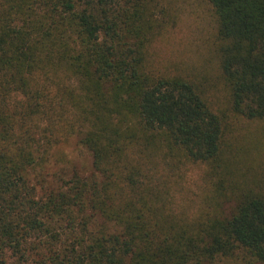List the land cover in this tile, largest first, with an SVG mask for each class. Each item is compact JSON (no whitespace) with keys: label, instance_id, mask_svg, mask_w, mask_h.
I'll list each match as a JSON object with an SVG mask.
<instances>
[{"label":"trees","instance_id":"obj_1","mask_svg":"<svg viewBox=\"0 0 264 264\" xmlns=\"http://www.w3.org/2000/svg\"><path fill=\"white\" fill-rule=\"evenodd\" d=\"M171 1L0 0V264L264 263V170L236 139L264 138V0H206L212 81L153 63ZM73 138L93 171L47 178ZM187 164L194 216L169 182Z\"/></svg>","mask_w":264,"mask_h":264},{"label":"rangeland","instance_id":"obj_2","mask_svg":"<svg viewBox=\"0 0 264 264\" xmlns=\"http://www.w3.org/2000/svg\"><path fill=\"white\" fill-rule=\"evenodd\" d=\"M171 4L176 23L154 45L153 63L166 71L189 74L200 81L216 79L219 70L213 50L215 19L210 5L206 0H172ZM239 127L236 132L238 146L251 150L253 154L247 162L264 170V138L259 125L244 122ZM74 170L85 174L93 171L92 156L78 144L77 138L55 149L49 168L44 172L54 181L57 174L68 179ZM169 179L174 208L194 216L209 189L205 167L187 164L173 170ZM233 207L234 203L230 202L224 209L230 213Z\"/></svg>","mask_w":264,"mask_h":264}]
</instances>
